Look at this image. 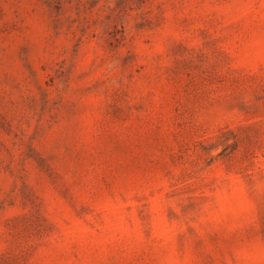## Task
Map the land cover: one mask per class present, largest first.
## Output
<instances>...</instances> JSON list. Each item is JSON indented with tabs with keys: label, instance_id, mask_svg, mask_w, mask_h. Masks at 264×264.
<instances>
[{
	"label": "rangeland",
	"instance_id": "374dc122",
	"mask_svg": "<svg viewBox=\"0 0 264 264\" xmlns=\"http://www.w3.org/2000/svg\"><path fill=\"white\" fill-rule=\"evenodd\" d=\"M0 264H264V0H0Z\"/></svg>",
	"mask_w": 264,
	"mask_h": 264
}]
</instances>
